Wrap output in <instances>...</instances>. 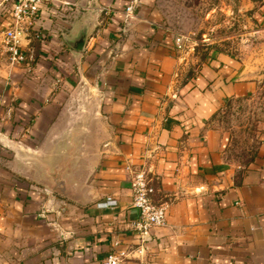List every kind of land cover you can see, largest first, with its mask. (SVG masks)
Returning <instances> with one entry per match:
<instances>
[{"label":"crops","instance_id":"0c3cea01","mask_svg":"<svg viewBox=\"0 0 264 264\" xmlns=\"http://www.w3.org/2000/svg\"><path fill=\"white\" fill-rule=\"evenodd\" d=\"M129 4L42 0L26 59L0 53L4 131L18 99L20 128L40 135L4 144L15 152L0 174V264H100L109 251L138 264L128 165L165 206L145 264H264V124L246 160L223 124L229 102L264 105V0H245L259 43L200 58L177 48L150 0Z\"/></svg>","mask_w":264,"mask_h":264},{"label":"rangeland","instance_id":"374dc122","mask_svg":"<svg viewBox=\"0 0 264 264\" xmlns=\"http://www.w3.org/2000/svg\"><path fill=\"white\" fill-rule=\"evenodd\" d=\"M138 1L131 0V5L134 6ZM150 1L151 9L155 11L161 25L173 37L182 35L184 49L193 51L197 58L202 57L211 48L243 52L249 51L251 45L259 43V36L254 30L255 26L251 22L245 0ZM0 53L10 60L3 49L1 38ZM20 106L18 99L12 103V130L8 133L4 131L3 126L9 119V113L5 116L7 110H3L4 104L0 102V174L10 171L6 164L15 152L4 145L5 142H11L12 145L20 141L35 142L40 136L33 132H23L20 128L23 125L18 111ZM223 114V124L229 126L233 133L234 152L246 160L257 145L258 132L264 124V105L256 99L235 100L225 104ZM25 120L27 118H24ZM28 121L30 122L29 118Z\"/></svg>","mask_w":264,"mask_h":264},{"label":"built area","instance_id":"2783aa9c","mask_svg":"<svg viewBox=\"0 0 264 264\" xmlns=\"http://www.w3.org/2000/svg\"><path fill=\"white\" fill-rule=\"evenodd\" d=\"M7 2L4 13L7 20L6 26L2 30V45L7 52L11 62H21L26 59L23 49V40L32 25L33 18L39 11L42 0H4ZM132 5H127L125 10L129 12ZM177 48L184 49L183 36H175ZM131 208L137 216L132 220L131 226L139 234L138 244L131 250L132 255L138 256L139 263L145 264L140 258L145 250V241L149 238L151 230L158 225L165 224V206L154 201L152 194L154 187L150 183L144 168H131ZM101 205L116 204L113 198L99 202ZM129 257V253L123 251H109L101 259L100 264H124Z\"/></svg>","mask_w":264,"mask_h":264},{"label":"water","instance_id":"95a60500","mask_svg":"<svg viewBox=\"0 0 264 264\" xmlns=\"http://www.w3.org/2000/svg\"><path fill=\"white\" fill-rule=\"evenodd\" d=\"M85 36H86V28L83 27L77 34L75 38L72 40H68V43L75 49H81L83 47L84 41H85ZM59 192L61 190L57 189Z\"/></svg>","mask_w":264,"mask_h":264}]
</instances>
